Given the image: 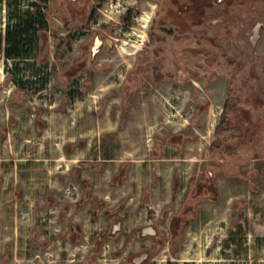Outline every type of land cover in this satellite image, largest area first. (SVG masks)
Listing matches in <instances>:
<instances>
[{"label": "rangeland", "instance_id": "374dc122", "mask_svg": "<svg viewBox=\"0 0 264 264\" xmlns=\"http://www.w3.org/2000/svg\"><path fill=\"white\" fill-rule=\"evenodd\" d=\"M46 15L45 88L0 57V264H264V0H50ZM230 78L235 152L211 153Z\"/></svg>", "mask_w": 264, "mask_h": 264}, {"label": "trees", "instance_id": "16d2710c", "mask_svg": "<svg viewBox=\"0 0 264 264\" xmlns=\"http://www.w3.org/2000/svg\"><path fill=\"white\" fill-rule=\"evenodd\" d=\"M49 1L0 0V57H3L6 62L11 61L12 72L16 73V76L24 79L25 83H34L35 80H41L38 88L39 91L45 88L49 81L47 67L50 22L46 15ZM163 30L170 35H174L172 30L165 28ZM154 35H157L156 32H151L150 36L154 37ZM175 37L179 39L180 35ZM20 61L26 62L29 66H19ZM230 63L232 65L235 64L232 60ZM84 65V61L78 62L77 64L72 63L68 69V73L71 75L75 74ZM9 69L7 66V70ZM26 71L31 72L35 80L25 78ZM162 76V73L156 74L157 79L162 78ZM236 100L237 97L233 92V79L230 78L227 83L226 97L222 111L214 128L213 139L208 147L211 153L216 150H222L226 154L232 155L235 152L234 146L228 144V137L224 135L240 129L232 119ZM240 135H242V132ZM123 174L124 170L121 168L118 175ZM114 181L117 183L120 182L117 177ZM177 220L178 217H173L171 220L173 233H176L175 223Z\"/></svg>", "mask_w": 264, "mask_h": 264}, {"label": "flooded vegetation", "instance_id": "af4514ba", "mask_svg": "<svg viewBox=\"0 0 264 264\" xmlns=\"http://www.w3.org/2000/svg\"><path fill=\"white\" fill-rule=\"evenodd\" d=\"M204 3H202L201 5L199 4V3H197V2H193V4L191 5L192 6V11H191V14H195V12L197 11V9L198 8H200V6H202ZM153 27H154V25H152L151 26V29H153ZM160 27H161V30L162 31H164L163 30V28H165V29H168V30H172L174 33H175V31L172 29V28H167V27H165V26H163V22L161 21L160 22ZM154 32V31H153ZM165 32V31H164ZM166 33V32H165ZM151 34V33H150ZM168 34V33H167ZM170 35V34H169ZM100 41V40H99ZM109 42V44H111L112 42L111 41H108ZM121 226V224L120 223H118V224H115L114 225V228H113V232H115L117 229H119V227ZM141 232H142V234L143 235H147V234H149V235H154V234H156V232H157V228L155 227V226H153L152 224H149V225H146V226H143L142 228H141ZM151 232H154V233H151ZM169 233H170V235L172 234L171 233V231H170V229H169ZM72 240H75V236H73L72 238H71ZM143 253H147V257L145 258V259H147L148 258V256H149V253L148 252H141L140 254H137L136 256H134L133 258H132V261L134 262L135 261V258L137 257V256H139V255H141V254H143ZM97 259H98V257L97 256H90V253H87L86 255H84L82 258H78L77 260H75V262L73 263V264H97ZM144 259V260H145ZM74 260V259H73ZM143 260V261H144ZM142 261V262H143ZM141 262V263H142ZM135 263V262H134ZM140 263V264H141ZM136 264V263H135Z\"/></svg>", "mask_w": 264, "mask_h": 264}, {"label": "bare ground", "instance_id": "6f19581e", "mask_svg": "<svg viewBox=\"0 0 264 264\" xmlns=\"http://www.w3.org/2000/svg\"><path fill=\"white\" fill-rule=\"evenodd\" d=\"M128 56H130V54L128 53ZM162 113L161 110L159 109H148L146 112H145V116H143L144 120L146 121H155L158 119V117L160 116V114Z\"/></svg>", "mask_w": 264, "mask_h": 264}, {"label": "water", "instance_id": "95a60500", "mask_svg": "<svg viewBox=\"0 0 264 264\" xmlns=\"http://www.w3.org/2000/svg\"><path fill=\"white\" fill-rule=\"evenodd\" d=\"M154 233V232H151ZM147 257V253H143L135 258V263L140 264Z\"/></svg>", "mask_w": 264, "mask_h": 264}]
</instances>
